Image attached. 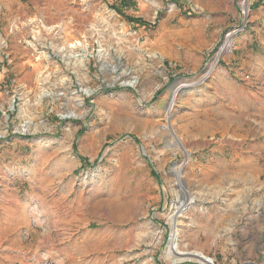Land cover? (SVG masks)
<instances>
[{
    "label": "rangeland",
    "instance_id": "rangeland-1",
    "mask_svg": "<svg viewBox=\"0 0 264 264\" xmlns=\"http://www.w3.org/2000/svg\"><path fill=\"white\" fill-rule=\"evenodd\" d=\"M120 1L0 0V264H264V0Z\"/></svg>",
    "mask_w": 264,
    "mask_h": 264
},
{
    "label": "bare ground",
    "instance_id": "bare-ground-1",
    "mask_svg": "<svg viewBox=\"0 0 264 264\" xmlns=\"http://www.w3.org/2000/svg\"><path fill=\"white\" fill-rule=\"evenodd\" d=\"M233 35H231L230 37H232ZM228 37L229 39H227V42L226 44L221 48V52L222 51H226L227 49V45L228 43L231 41V38ZM221 52L217 55V57L213 60L212 62V65L210 66V68L207 70L206 74H205V78L202 80V82L208 77L210 76L211 74H213V72L215 71V68H216V65L218 63V59H219V56L221 54ZM67 57V56H66ZM195 84H192V83H183L181 85H179L178 87L174 88L173 90V100L171 101V105H170V108H169V114L173 111V106H174V102L176 100V98L180 95V93L182 92V90H186V89H189V88H192L194 87ZM168 128V127H167ZM171 131V130H170ZM179 173V172H178ZM179 181V180H178ZM180 183V182H179ZM181 184V183H180ZM194 202V199L193 198H190V199H185L184 201H181L179 203V206L177 207V212H175V214L173 213L171 215V220L174 219V216L176 217L178 214H180L181 212H183L185 209H187L192 203ZM172 245L171 247H169V252H168V257H171L172 254H176L178 256H183L185 254H183L181 251H180V248H179V244H178V241H177V236L176 234L172 235ZM194 257H196L197 260H199L201 262V264H214L213 260L212 259H209L207 257L204 256L203 253H200V252H197L195 254H193ZM198 257H204L205 261L201 260V258H197ZM172 260V259H171ZM178 259H176V261H178ZM182 260V259H180ZM175 262V261H173Z\"/></svg>",
    "mask_w": 264,
    "mask_h": 264
},
{
    "label": "built area",
    "instance_id": "built-area-1",
    "mask_svg": "<svg viewBox=\"0 0 264 264\" xmlns=\"http://www.w3.org/2000/svg\"><path fill=\"white\" fill-rule=\"evenodd\" d=\"M253 5V0H237L238 12H239V25L235 27L233 32L227 34V38L231 35L238 34L241 31H244L251 14V8ZM30 264H57L55 261L49 258H42L38 256H33L30 259Z\"/></svg>",
    "mask_w": 264,
    "mask_h": 264
},
{
    "label": "trees",
    "instance_id": "trees-1",
    "mask_svg": "<svg viewBox=\"0 0 264 264\" xmlns=\"http://www.w3.org/2000/svg\"><path fill=\"white\" fill-rule=\"evenodd\" d=\"M111 8L131 24L150 27V24L143 19L128 14L129 11L135 12L137 9V3L134 0H121L119 4L112 5Z\"/></svg>",
    "mask_w": 264,
    "mask_h": 264
},
{
    "label": "water",
    "instance_id": "water-1",
    "mask_svg": "<svg viewBox=\"0 0 264 264\" xmlns=\"http://www.w3.org/2000/svg\"><path fill=\"white\" fill-rule=\"evenodd\" d=\"M175 222H176V221L174 220V221H173V226H175ZM174 234H176V233L174 232L173 235H174ZM169 241H170V243H172V235L170 236ZM197 258H201V260L205 261L204 257H198V256H197ZM211 264H212V263H211Z\"/></svg>",
    "mask_w": 264,
    "mask_h": 264
},
{
    "label": "crops",
    "instance_id": "crops-1",
    "mask_svg": "<svg viewBox=\"0 0 264 264\" xmlns=\"http://www.w3.org/2000/svg\"><path fill=\"white\" fill-rule=\"evenodd\" d=\"M5 244L6 243H4V246H5ZM4 250H2L1 252H11V250L10 249H5V248H3Z\"/></svg>",
    "mask_w": 264,
    "mask_h": 264
}]
</instances>
